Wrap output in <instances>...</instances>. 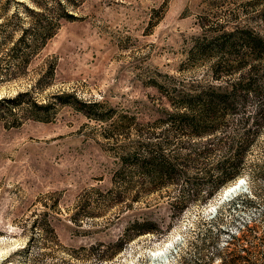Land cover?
Returning <instances> with one entry per match:
<instances>
[{"label": "rangeland", "instance_id": "obj_1", "mask_svg": "<svg viewBox=\"0 0 264 264\" xmlns=\"http://www.w3.org/2000/svg\"><path fill=\"white\" fill-rule=\"evenodd\" d=\"M17 2L33 7L0 0L4 14H21ZM65 8L74 17L60 19L26 68L0 78V98L20 94L0 100V264H264V123L240 173L206 198L181 205L190 182L212 184L231 160L240 113L218 124L224 143L182 177L151 192L138 175L119 179L122 157L165 128L155 121L169 100L157 85L211 82V67L243 52L213 40L237 28L264 36V0H70ZM173 128L159 134L164 153L201 148ZM240 177L236 192L210 206Z\"/></svg>", "mask_w": 264, "mask_h": 264}, {"label": "trees", "instance_id": "obj_2", "mask_svg": "<svg viewBox=\"0 0 264 264\" xmlns=\"http://www.w3.org/2000/svg\"><path fill=\"white\" fill-rule=\"evenodd\" d=\"M27 1L33 7L17 2L22 6V15L17 9H13L10 14H4V8L0 5V46L4 47L0 60L5 61L4 66H0V78L6 75L9 77L12 72L26 68L33 55L55 33L60 19L71 20L74 17L65 8L70 0H54L50 6L39 0ZM213 41L219 42V47L230 55L235 48L241 47L243 52L236 50L233 53L235 55L232 54L234 59H227L223 64L216 63L211 67L212 80L207 84L195 81L187 88L157 85L159 93H163L169 100L167 107H160L162 116L155 121L164 123L165 128L159 133L154 132V140L139 144L128 157H122L125 170L120 175V181L125 183L132 174L138 175L141 180L140 189L151 192L177 177H182L190 163L208 156L224 143L223 136L216 135L217 131H221L218 124L232 113H240L239 122L243 125V130L238 133L231 160L217 167L218 176L212 184L208 185L205 181L200 185H192L190 182L188 194L182 195L181 205L194 197L203 199L210 196L220 184L240 173L244 154L264 123V86L259 83L264 74V36L247 28H237L235 31L220 34ZM197 49L204 53L207 51L206 46H199ZM233 73L236 75L232 78ZM19 96L17 93L16 97L0 100L16 103ZM254 100H257L253 105L254 110L244 112L247 105ZM27 104L30 107H41L32 96H29ZM35 119L43 120L41 117ZM174 126L180 131H186L185 136L201 139V148L189 149L183 155L171 150L164 153L159 134L168 137L171 131L175 132ZM140 133L145 134L142 131ZM206 136L208 137L205 138ZM169 144L168 140L165 146L168 148Z\"/></svg>", "mask_w": 264, "mask_h": 264}, {"label": "bare ground", "instance_id": "obj_3", "mask_svg": "<svg viewBox=\"0 0 264 264\" xmlns=\"http://www.w3.org/2000/svg\"><path fill=\"white\" fill-rule=\"evenodd\" d=\"M242 180H244L243 178H238L236 180L235 183L229 185V186H226L225 188H223L221 190V193L219 194L217 200L215 202H213L210 206H215L217 204V202L222 199L225 195H228L230 193H233V192H236L238 188H240V182H242Z\"/></svg>", "mask_w": 264, "mask_h": 264}, {"label": "snow or ice", "instance_id": "obj_4", "mask_svg": "<svg viewBox=\"0 0 264 264\" xmlns=\"http://www.w3.org/2000/svg\"><path fill=\"white\" fill-rule=\"evenodd\" d=\"M241 183H243V182H241Z\"/></svg>", "mask_w": 264, "mask_h": 264}]
</instances>
